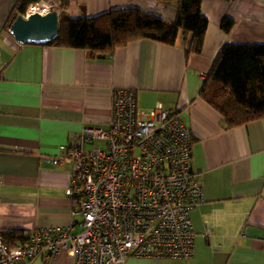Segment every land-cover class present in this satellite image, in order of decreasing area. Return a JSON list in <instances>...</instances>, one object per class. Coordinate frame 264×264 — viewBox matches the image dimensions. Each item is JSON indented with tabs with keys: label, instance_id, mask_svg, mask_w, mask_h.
I'll list each match as a JSON object with an SVG mask.
<instances>
[{
	"label": "crops",
	"instance_id": "crops-1",
	"mask_svg": "<svg viewBox=\"0 0 264 264\" xmlns=\"http://www.w3.org/2000/svg\"><path fill=\"white\" fill-rule=\"evenodd\" d=\"M15 2L0 0V231L71 222L72 164L47 158L60 156L59 147L85 126L107 127L114 90L130 88L142 109H175L190 128L204 200L191 210L193 257L132 256L125 264H264V119L226 128L200 94L203 73L225 43L264 42V0H203L209 23L201 53H188L180 34L175 45L139 39L99 57L19 43L5 26ZM124 7L166 20L177 14L176 2L158 0H70L68 13L92 17ZM227 15L235 20L229 32L221 28ZM52 264L76 263L61 252Z\"/></svg>",
	"mask_w": 264,
	"mask_h": 264
},
{
	"label": "built area",
	"instance_id": "built-area-1",
	"mask_svg": "<svg viewBox=\"0 0 264 264\" xmlns=\"http://www.w3.org/2000/svg\"><path fill=\"white\" fill-rule=\"evenodd\" d=\"M44 2L47 12H60ZM59 148L60 156L47 159L72 164L73 219L26 231L13 246L0 232V264H52L61 252L76 264L193 257L191 210L204 196L193 171L192 133L175 109L158 103L144 110L135 90L117 88L108 126L87 125Z\"/></svg>",
	"mask_w": 264,
	"mask_h": 264
},
{
	"label": "trees",
	"instance_id": "trees-1",
	"mask_svg": "<svg viewBox=\"0 0 264 264\" xmlns=\"http://www.w3.org/2000/svg\"><path fill=\"white\" fill-rule=\"evenodd\" d=\"M49 1L59 6L58 36L46 43L80 48L91 57L113 53L119 47L139 39L175 45L182 34L187 52L201 53L209 20L202 12L203 0L174 1V20L138 7L111 9L97 16L71 17L70 0H16L5 26L10 28L18 15L26 16L31 5ZM232 1V0H227ZM235 20L227 15L221 28L229 32ZM223 117L226 128L264 119V42L225 43L200 92ZM9 246L24 240L25 230L0 231Z\"/></svg>",
	"mask_w": 264,
	"mask_h": 264
},
{
	"label": "water",
	"instance_id": "water-1",
	"mask_svg": "<svg viewBox=\"0 0 264 264\" xmlns=\"http://www.w3.org/2000/svg\"><path fill=\"white\" fill-rule=\"evenodd\" d=\"M9 31L19 43L46 44L58 36L59 14L54 10L18 15Z\"/></svg>",
	"mask_w": 264,
	"mask_h": 264
},
{
	"label": "bare ground",
	"instance_id": "bare-ground-1",
	"mask_svg": "<svg viewBox=\"0 0 264 264\" xmlns=\"http://www.w3.org/2000/svg\"><path fill=\"white\" fill-rule=\"evenodd\" d=\"M44 5H46V4H43L42 2L35 3L32 5L30 12L31 13L32 12H40L41 14H44L47 12L46 8H44V9L42 8ZM45 7H47V5Z\"/></svg>",
	"mask_w": 264,
	"mask_h": 264
},
{
	"label": "rangeland",
	"instance_id": "rangeland-1",
	"mask_svg": "<svg viewBox=\"0 0 264 264\" xmlns=\"http://www.w3.org/2000/svg\"><path fill=\"white\" fill-rule=\"evenodd\" d=\"M40 2H42V1H40ZM45 6H46V5L43 6V9H44V8H47V7H45ZM29 10H30V8H29ZM53 10H54V9H51L50 11H53Z\"/></svg>",
	"mask_w": 264,
	"mask_h": 264
}]
</instances>
